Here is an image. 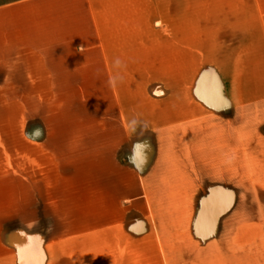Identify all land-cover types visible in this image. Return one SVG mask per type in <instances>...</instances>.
<instances>
[{"label": "rangeland", "instance_id": "1", "mask_svg": "<svg viewBox=\"0 0 264 264\" xmlns=\"http://www.w3.org/2000/svg\"><path fill=\"white\" fill-rule=\"evenodd\" d=\"M95 1L102 6L103 0ZM159 1L171 7H160L154 25L148 23L149 0H110L113 17L128 15L137 25L81 30L66 28L76 24V0H33L34 43H66L35 47V60L57 49L65 59L35 62V93L14 98L15 105L23 119L37 120L40 136L54 135L49 145L57 165L71 164L74 172L83 171L78 176L90 179L102 173L94 168L100 165L105 174L121 167L115 172L122 183L138 181L114 148L127 134L151 133L157 157L143 179L215 176L205 185L235 192L234 207L250 213L259 241L264 235V18H237L243 15L235 11L238 6L219 0ZM97 36L111 41L85 42Z\"/></svg>", "mask_w": 264, "mask_h": 264}, {"label": "crops", "instance_id": "2", "mask_svg": "<svg viewBox=\"0 0 264 264\" xmlns=\"http://www.w3.org/2000/svg\"><path fill=\"white\" fill-rule=\"evenodd\" d=\"M32 1L0 3V264H264V235L258 241L250 213L234 207L233 190L205 185L215 176L143 179L157 157L149 132L127 134L113 152L133 168L138 181L132 177L122 183L115 172L119 166L105 174V167L95 165L102 173L90 179L78 176L83 171L74 172L71 164L57 165L56 151L49 145L54 135L40 136L37 120L23 119L15 105L17 97L35 93V62L65 59L57 49L35 60V47L66 43H34ZM219 1L237 5L235 11L243 14L237 18H264V0ZM76 4L72 21L77 25L66 28L137 25L128 15L113 17L110 0H103L101 7L95 0ZM147 7L152 9L148 23L154 25L160 7L171 4L149 0ZM100 38L85 42L111 41ZM159 184L156 191L153 187ZM124 186L134 187L132 193L123 191ZM217 196L228 207L209 221L205 208Z\"/></svg>", "mask_w": 264, "mask_h": 264}, {"label": "water", "instance_id": "3", "mask_svg": "<svg viewBox=\"0 0 264 264\" xmlns=\"http://www.w3.org/2000/svg\"><path fill=\"white\" fill-rule=\"evenodd\" d=\"M228 207V203L220 196L213 198V201L205 208L204 218L212 221L214 216L223 212Z\"/></svg>", "mask_w": 264, "mask_h": 264}]
</instances>
